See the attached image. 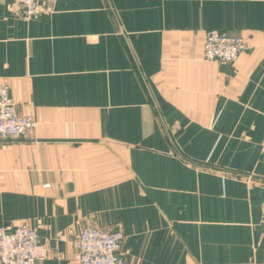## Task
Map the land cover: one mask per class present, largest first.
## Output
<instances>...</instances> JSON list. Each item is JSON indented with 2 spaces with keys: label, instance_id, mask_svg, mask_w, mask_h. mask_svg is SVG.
<instances>
[{
  "label": "crops",
  "instance_id": "crops-1",
  "mask_svg": "<svg viewBox=\"0 0 264 264\" xmlns=\"http://www.w3.org/2000/svg\"><path fill=\"white\" fill-rule=\"evenodd\" d=\"M0 0V83L33 129L0 140V225L74 264L117 227L128 264H264V0ZM207 29L244 38L203 58Z\"/></svg>",
  "mask_w": 264,
  "mask_h": 264
},
{
  "label": "built area",
  "instance_id": "built-area-1",
  "mask_svg": "<svg viewBox=\"0 0 264 264\" xmlns=\"http://www.w3.org/2000/svg\"><path fill=\"white\" fill-rule=\"evenodd\" d=\"M26 17H38L51 0H15ZM247 48L243 37L225 30L207 29L203 40V58L219 64H232ZM30 115L17 111L9 87L0 83V140L23 137L33 129ZM264 153V140L261 143ZM122 232L117 227L87 225L73 240L74 264H128L121 249ZM46 248L34 228L27 224L11 228L0 225V264H38L46 257Z\"/></svg>",
  "mask_w": 264,
  "mask_h": 264
},
{
  "label": "rangeland",
  "instance_id": "rangeland-1",
  "mask_svg": "<svg viewBox=\"0 0 264 264\" xmlns=\"http://www.w3.org/2000/svg\"><path fill=\"white\" fill-rule=\"evenodd\" d=\"M246 42V41H245ZM202 47H203V45H202ZM202 54H203V51H202ZM210 61H212V60H210ZM20 224H22V223H20ZM23 224H25V223H23ZM19 225V224H18ZM123 235V234H122ZM41 242V241H40ZM45 247V246H44ZM73 247V246H72ZM47 252V251H46ZM72 254H73V251H72ZM125 254V253H124ZM46 255H47V253H46ZM126 257V256H125ZM128 262V261H127Z\"/></svg>",
  "mask_w": 264,
  "mask_h": 264
}]
</instances>
